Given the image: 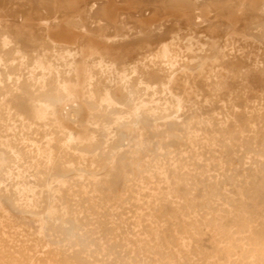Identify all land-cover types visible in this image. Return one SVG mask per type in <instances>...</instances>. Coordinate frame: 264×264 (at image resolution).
Segmentation results:
<instances>
[{"label":"rangeland","instance_id":"374dc122","mask_svg":"<svg viewBox=\"0 0 264 264\" xmlns=\"http://www.w3.org/2000/svg\"><path fill=\"white\" fill-rule=\"evenodd\" d=\"M0 30L46 67L68 49L81 70L95 50L133 72L148 96L181 109L177 120L129 116V144L112 164L99 171L88 156V172L54 183L57 217L77 227L53 246L40 240L38 216L11 212L3 197L24 183L22 171L37 185L34 161L63 133L38 113L34 90L6 85L0 115L19 136L9 140L0 126V146L11 141L21 161L0 166V264H264V0H0ZM181 38L215 59L169 69L156 56L177 50ZM0 59L4 80L24 79L19 55L0 48ZM67 87L63 124L76 134L85 119L80 80L72 76ZM56 155L73 157L60 147ZM81 204L92 208L73 215Z\"/></svg>","mask_w":264,"mask_h":264},{"label":"bare ground","instance_id":"6f19581e","mask_svg":"<svg viewBox=\"0 0 264 264\" xmlns=\"http://www.w3.org/2000/svg\"><path fill=\"white\" fill-rule=\"evenodd\" d=\"M91 9L92 7L87 8L86 12L89 15ZM249 37L258 43L263 41L260 36ZM179 43L177 50H165L156 56L169 69H176L181 60L187 64L182 66L183 68L191 69L199 60L215 59L216 57V52L195 50L198 42L189 38H181ZM0 48L10 55H19L21 58L20 67L26 71L24 79L18 78L16 81L12 78L11 73H8L5 80L0 73V92L6 85L14 87L16 84L34 90L38 102V113L49 122L57 125L59 133H63L60 139L51 138L47 154L40 152L37 155V159L34 161L37 164L35 167L37 185L32 187L27 172L22 171L20 177L24 183L22 182L23 184H20L3 199L11 212L29 214L40 218L43 230L41 241L46 239L48 244L53 246L64 245L69 242L70 235L77 226L71 217L65 221L57 217L54 204L58 201V191L54 183L58 179L62 183L70 174L88 172L89 167L86 162L88 156H91L96 162V170L102 171L112 164L118 150L129 144V138L125 133V130L130 127L127 120L129 116L135 118L134 122H138L139 118L144 115L158 116L161 119L171 117L177 120L181 109L178 105L168 102V99L158 98L157 94L148 96L146 92L149 89L144 88L143 82L136 80L133 72L120 71L103 59L95 58V50L87 54L88 61L79 70L75 69L73 51L66 49L61 53L56 50L55 64L50 63L49 67H46L37 59H27L18 48H11L8 36L1 30ZM2 63L3 60L0 59V65ZM72 76H76L80 80L85 112L83 126L77 129L76 134L71 129H66L63 124L64 119H69L64 113V106L68 98L72 97L71 90L67 87V81H70ZM103 79L107 81L105 92L100 90ZM4 94L6 93L4 92ZM0 126L4 133H8L9 140L18 138L17 128L12 126L11 120L2 112ZM118 128L121 130L120 134L116 133ZM57 147H60L64 153H72L73 157L66 159V155L57 156ZM19 152V147L13 146L11 141L0 146V166L2 163L7 164V167L1 168L2 171L4 169L10 171L13 166L21 161ZM50 180L53 182L50 183ZM85 191L87 192L86 189ZM27 193L36 197V201H21V196ZM83 194L85 195V193ZM1 200L0 195V202ZM80 201L82 202V200ZM86 201H83L84 204L89 203ZM71 207L70 209H72ZM89 208L92 207L90 205H86V207L82 204L81 207L76 205L72 213L74 215V212H80L84 216ZM101 224L100 226H102ZM85 227L83 225L82 228Z\"/></svg>","mask_w":264,"mask_h":264}]
</instances>
